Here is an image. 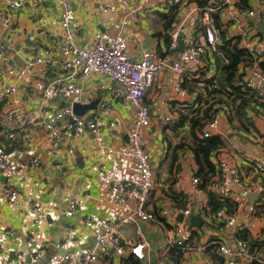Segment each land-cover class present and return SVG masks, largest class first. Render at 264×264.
<instances>
[{"label":"crops","instance_id":"1","mask_svg":"<svg viewBox=\"0 0 264 264\" xmlns=\"http://www.w3.org/2000/svg\"><path fill=\"white\" fill-rule=\"evenodd\" d=\"M69 1L80 26L75 39L78 47L87 46L98 32L115 35L120 31L125 11L119 8L113 13H102L99 10L100 4L108 0ZM178 1L186 3L187 8L193 7L189 0ZM137 2L132 0L131 8ZM214 3L221 5L222 0H214ZM6 4V0H0V11L10 17L8 25H0V46L5 48L4 52L0 51V90L12 86L15 92L6 103L0 105V110L17 101L15 106L31 122L27 125L24 121L0 124V147L6 152L7 160L18 168L11 178L0 173V183L12 185L19 195L15 203L0 199V248L3 255L21 253L23 261L20 264H57L65 253H82L94 245L95 229L80 226V218L91 216L106 221L115 215H125V210L118 208L110 195V179L113 176H132L134 170L130 162L118 160L116 156L102 158V151L95 146L90 135L85 134L77 139L65 135L64 123H54L53 112L57 108H67L74 100L81 105L98 101L96 109L89 110L86 115L97 117L105 143L117 149L128 141L135 109L130 103L115 100L111 111L107 115H100L99 105L103 99H108L113 84L99 76L77 78L74 84L80 88V94L76 98L45 101L42 98L43 89L63 75L60 68L62 59L57 53L62 34L58 8L49 2L27 0L24 8L9 13ZM248 4V10H253L256 16L251 21L254 25L252 36L247 39L239 37L234 26L226 23L224 10L219 11L224 39L235 38L240 49L251 51L256 41V45L262 43L264 47V35L258 32L255 24H264L260 19L264 16V2L249 0ZM169 8L163 0H157L147 10L138 12L136 21H129L123 33L131 57L138 58L144 49H156L163 54L169 41L164 36L165 16ZM197 16V12L192 13V17ZM178 18L179 15L173 19L171 27L178 24ZM188 26V22L184 23L185 29H190ZM196 29L195 36L202 42L204 34ZM29 37H32L31 41ZM184 37L185 32H180L182 47L178 45L171 54V61L185 59ZM47 49L54 52L57 63L53 66L31 69L22 79L8 74L9 69L21 68L25 60L35 58ZM205 49L204 59L207 66L210 63L209 67L192 78L182 79L167 69L144 99L151 126L144 131L143 140L150 156L154 180L145 208L154 215V219L149 223L140 222L137 226L127 227L128 238H135V231L139 228L142 236L137 240L146 244L144 259L139 264H222L221 257L220 262L213 257L217 251H209L211 241L227 245L234 252L235 235L241 228L253 241L248 244L257 256L256 264H264V198L257 193V187L264 183V176L256 175L250 163L251 158L264 154V117L251 113L253 127L243 130L236 122L229 124L226 109L220 110V121L212 131V136H220L225 143L213 156L212 163L217 165L220 160L225 161L240 171L242 179V185H231V194L225 199L229 203L227 210L232 212L229 214L232 217L229 224L210 216L203 218L199 212L200 207L208 208L210 204L207 192L191 184L196 164L189 149L191 137L188 122L175 127L156 121L159 114L179 118L180 112L185 113L187 108L194 105V91L199 85L212 76L221 75L217 58L212 57L209 47ZM261 60L264 65V55ZM220 63L222 61L219 59ZM244 68L240 65L238 72ZM192 81L197 82L194 84ZM233 125L238 127V134L233 133ZM51 126L57 135L61 134L64 138L56 149H52L47 141ZM8 134H12L13 138L9 139ZM33 158L40 161V167L32 165ZM100 165L105 166L104 170L99 169ZM84 195L88 197L80 210L74 214L68 213L64 199ZM29 198L40 202L44 209L43 218L38 223L33 221ZM186 209L190 211L188 216L182 214ZM162 210L169 212L164 215ZM176 225L185 226L192 233L186 248L180 249V258H177L178 255L175 257L176 253L171 249L176 247H170L169 243ZM68 226L74 229L76 243L64 245ZM169 247L168 253L166 249ZM163 250L166 252L162 253ZM35 254H39L36 263L32 262ZM131 259L127 250L119 255L111 251L109 256L101 257L97 264H131Z\"/></svg>","mask_w":264,"mask_h":264},{"label":"built area","instance_id":"2","mask_svg":"<svg viewBox=\"0 0 264 264\" xmlns=\"http://www.w3.org/2000/svg\"><path fill=\"white\" fill-rule=\"evenodd\" d=\"M7 11L13 12L25 7L27 0H6ZM36 3L49 2L58 8V22L61 29V39L57 46V53L61 56L60 68L63 75L55 81H51L42 91V98L45 101L54 102L59 99L76 98L80 94V88L76 87L74 82L77 78L87 79L90 76H99L107 79L113 84V89L108 99H103L99 105L98 113L107 115L112 109L113 101H122L130 103L134 107V119L128 134V141L125 145L117 149L107 145L104 136L97 125L96 116H76L71 108H57L52 115L55 121L64 123L65 135L77 139L85 134L92 137L95 146L102 151V158H111L116 156L118 160L128 161L133 166L132 176L121 178L113 176L110 179L109 192L115 205L121 210H125V215H115L106 221L97 220L91 216H85L79 219V225L82 227H92L95 229L94 245L82 253L67 252L59 258L57 264H97L101 257L110 255L112 251L115 255L124 253L125 250L137 261H143L144 249L146 244L137 240L142 236L141 230L135 231V238H128L127 227L137 226L138 223H149L154 219L152 213L146 211V203L154 186L153 169L150 156L145 148L143 133L151 126L149 109L145 104V96L153 89L155 82L167 70H172L179 79L192 78L200 71H204L207 62L204 57L205 47L210 48L212 57L220 55L218 45L220 44V35L222 27H217L212 18L218 8L222 7L226 15V23L234 26L238 36L247 39L252 36L254 25L251 22L256 16L253 10H243L237 8V0H222L221 5H215L214 0L209 7L203 11L189 0L193 7L187 8L186 3L182 4L178 0H163L168 8L178 4V24L171 27L164 36L169 39L165 45L163 54L156 49H144L138 58L131 57L127 52V41L123 29L129 21L138 19V12L147 10L157 0H138L131 8L132 0H108L99 6L102 13H113L116 9H123L125 14L122 18L120 31L115 35L98 32L93 36L92 41L83 47L76 45L75 39L80 31V26L75 18L74 11L69 0H33ZM217 6V7H216ZM197 12V17H192V13ZM10 17L0 11V25H8ZM180 22V23H179ZM189 23V28L184 27V23ZM203 27L204 38L199 41L195 36V29L198 26ZM185 32L183 40V54L185 59L180 62L171 61V54L177 50L179 45V34ZM189 31H191L189 33ZM29 41L32 37L28 38ZM257 42V41H256ZM251 49V52L257 56L244 72L243 82L248 88L256 91L259 100L264 101V73L261 71L258 63L263 57L264 47L257 44ZM0 51L4 52V46H0ZM57 61L54 59V52L47 49L41 52L33 59L25 60L19 69H9L8 74L15 79H22L29 70L53 66ZM201 88L203 86L199 85ZM215 88L211 83L209 90ZM15 92V88L8 86L0 90V105L6 103L8 97ZM198 92L196 90L195 94ZM17 101L10 107L1 108L0 124L22 122L27 125L31 121L26 120L21 109L15 106ZM75 103V100L73 101ZM225 109V108H224ZM223 108L221 110H224ZM177 116L159 114L156 121L165 125L175 123ZM220 121L219 111L204 125L199 133L200 138L212 136V131L217 127ZM233 133L238 134V128L233 125ZM8 138H13L8 134ZM63 135H57L53 126L50 127L47 134V141L52 149H56L63 140ZM236 150L235 147H232ZM244 154V152L242 151ZM35 167H40V161L33 158L31 161ZM254 173L264 176V154L262 157L250 159ZM218 172L213 177L210 190L215 192L221 199H227L231 194V185H242L240 171L236 167L229 166L225 161L220 160L217 163ZM105 166L100 165L99 169L104 170ZM18 168L14 163L7 160V154L0 147V173L7 178L13 177ZM191 184L198 187L200 182L195 175H191ZM248 191H251L250 189ZM257 193L264 194V183L257 187ZM87 195L79 198H65V204L68 213L74 214L85 204ZM19 198L18 193L12 185L0 183V199L15 203ZM31 202V214L33 221L38 223L44 215V209L40 202L34 199H28ZM207 207H200L199 212L203 218L208 216L218 218L223 224H229L232 217L226 213L225 209H220L214 214L208 213ZM169 211L162 210V214ZM189 209L182 211L184 216H188ZM243 228H241L242 230ZM240 230V231H241ZM66 238L64 245L75 244L76 236L74 229L66 227ZM192 238L191 231L182 225H176L173 229L172 238L169 242L171 246L177 248H186ZM218 245L217 254L222 258L223 264H253L257 261V256L252 252L250 245L242 240L236 239L235 251L227 245L215 242ZM170 246V247H171ZM168 250V249H166ZM166 250L162 253H165ZM39 254H35L32 262L36 263ZM23 261V255L19 252H13L3 255L0 248V264H20ZM162 264H170L163 262Z\"/></svg>","mask_w":264,"mask_h":264},{"label":"trees","instance_id":"3","mask_svg":"<svg viewBox=\"0 0 264 264\" xmlns=\"http://www.w3.org/2000/svg\"><path fill=\"white\" fill-rule=\"evenodd\" d=\"M191 1L195 3L200 11H203L206 7H209L212 4V0ZM248 1L249 0H237L236 5L240 9L246 10L249 8ZM177 7L178 4L170 7L168 15L165 16V34L169 31L173 19L177 16ZM221 9L223 8H218L217 12L212 14L213 22L217 27L221 26L219 11ZM260 19L264 21V16ZM196 30H198V32H203V27L200 25ZM226 40L227 39H224V33L221 31V43L218 45V48L220 51L219 56H222V58L216 56V64L221 75L219 77L212 76V78L203 81V86L201 88H197L198 92L195 94L197 89L194 91V105L187 108L185 113L180 112L179 118H177L175 123L172 124L175 127H181L184 123L188 122V131L191 137L189 149L192 152V156L196 164L194 175L200 182L199 188L207 192L210 204V207H208V213L211 215L220 209H225L227 214L232 213L227 210L229 207L228 201L216 198L214 193L209 188L213 181V177L218 172V167L212 163V158L220 148L224 147L225 143L223 138L220 136L214 135L208 138H200L199 133L211 117L222 108H225L227 111L229 124L236 122L243 130H248V128L253 127L250 115L251 113H255L256 115L259 114L264 117V101H260L258 93L251 88H248L243 82L245 69L255 62L257 56H255L251 51L240 49L238 47L237 39L234 38ZM219 59L222 61L220 64ZM240 65L245 67L242 72H238V67ZM258 66L264 73V70L262 69L264 67L262 60H260ZM192 82L196 84L197 81ZM211 83L215 84V88L209 90ZM189 116L190 118H188ZM235 238L247 243L253 242L252 239H249V235L244 231L236 233ZM215 242L216 240L211 241L209 251H217L218 245L215 244ZM169 249L170 247L168 248V253ZM174 249H171V251L176 253L175 257L178 255L177 258H180V251L182 252V250H180L181 248L176 247ZM213 257L219 262L222 259H220L218 254L215 256L213 255ZM130 263L139 264V261L131 259ZM256 263L257 261H254L253 264Z\"/></svg>","mask_w":264,"mask_h":264},{"label":"water","instance_id":"4","mask_svg":"<svg viewBox=\"0 0 264 264\" xmlns=\"http://www.w3.org/2000/svg\"><path fill=\"white\" fill-rule=\"evenodd\" d=\"M258 32L261 35H264V24L263 23H255ZM179 46L182 47V43L179 42ZM97 102L91 103V104H85V105H81V104H77V103H73L72 105H67V108H71L73 114H75L76 116H84L86 115V112H88L89 110H95L97 107ZM263 198H264V194Z\"/></svg>","mask_w":264,"mask_h":264}]
</instances>
